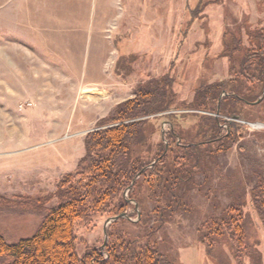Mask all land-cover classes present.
I'll use <instances>...</instances> for the list:
<instances>
[{"label": "rangeland", "instance_id": "374dc122", "mask_svg": "<svg viewBox=\"0 0 264 264\" xmlns=\"http://www.w3.org/2000/svg\"><path fill=\"white\" fill-rule=\"evenodd\" d=\"M263 26L264 0H0V235L9 244L33 236L45 214L23 201L53 194L85 156L87 134L108 127L99 121L171 69L175 108L147 117L155 122L150 141L159 142L161 124L170 130L161 118L176 115L185 140L198 143L196 116H203L224 134L232 129L231 148L197 170L185 207L167 222L140 180L142 208L130 202L131 223L109 224L106 237L108 219H95L96 227L79 230L77 249L81 256L88 248L104 251L110 233L139 237L159 226L155 238L173 264H236L229 241L216 239L209 248L200 243V228L233 198L247 203L264 172V92L241 119L221 113L226 92L215 110L191 105L195 82L205 88L230 78L224 40L240 31L247 48V31ZM249 210L246 253L264 264V231ZM9 261L0 257V264Z\"/></svg>", "mask_w": 264, "mask_h": 264}, {"label": "trees", "instance_id": "16d2710c", "mask_svg": "<svg viewBox=\"0 0 264 264\" xmlns=\"http://www.w3.org/2000/svg\"><path fill=\"white\" fill-rule=\"evenodd\" d=\"M247 35V48H243L240 31L231 37V43L224 40L226 50L222 56L228 60L230 78L205 88L195 82L192 108L215 110L223 92L226 96L221 100V113L231 118L241 119L242 109L259 104L253 103L264 92V26L248 30ZM134 59L135 56L130 57V61ZM207 64H203V70L212 67L210 61ZM171 72L174 71L170 69L164 76L138 86L134 98L99 121V128L108 127L87 134L85 156L74 173L59 181L53 194L23 201L29 209L45 215L35 234L16 244L7 243L0 235V257L9 259L7 264H173L155 238L159 226L139 237L110 233L104 251L88 248L81 256L77 249L79 230L96 227L95 219H111L126 213L132 206L130 201L142 208L136 193L140 180L157 203L154 210L157 217L167 222L185 207L190 191L196 186L197 170L204 172L215 156L231 148L232 129L228 135L224 134L215 119L203 116H196L201 119L198 143L185 140L176 115L161 118L170 130L164 133L161 124L159 142L150 141L155 122L147 117L175 108L177 94L172 83L176 80ZM256 180L247 203L242 197L233 198L219 217H211L200 228V243L209 248L216 239H227L236 264H262L260 256L246 253L250 244L245 207L249 206L264 231V172L257 173ZM53 199L57 204L47 207ZM136 216L140 217V213ZM118 222L131 223L120 218L111 226Z\"/></svg>", "mask_w": 264, "mask_h": 264}, {"label": "water", "instance_id": "95a60500", "mask_svg": "<svg viewBox=\"0 0 264 264\" xmlns=\"http://www.w3.org/2000/svg\"><path fill=\"white\" fill-rule=\"evenodd\" d=\"M261 100L262 99H260L258 102L253 103V104H258V103H260ZM136 208L138 210V205H136ZM120 218H127V219L131 220V218L129 217V215L127 213H123V214H121L119 216H116L114 218L108 219V221L106 222L105 227H104V233H105L106 237H107V227H108V225L111 224L112 222H115V221L119 220Z\"/></svg>", "mask_w": 264, "mask_h": 264}]
</instances>
